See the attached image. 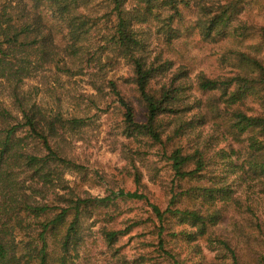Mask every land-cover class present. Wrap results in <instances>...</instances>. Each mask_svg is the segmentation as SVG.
<instances>
[{"label": "trees", "instance_id": "obj_1", "mask_svg": "<svg viewBox=\"0 0 264 264\" xmlns=\"http://www.w3.org/2000/svg\"><path fill=\"white\" fill-rule=\"evenodd\" d=\"M92 1L0 0V85L17 113L0 102V264H76L85 243L84 220L111 217L103 212L118 199L149 203L152 217L143 224L155 227V247L173 264L184 263L166 250L165 231L194 243L229 219L235 235L208 243L220 246L222 258L229 253L232 264H244L251 230L262 226L256 209L264 199V62L259 58L264 24L253 27L237 18L243 0H106L105 21L99 24ZM187 12L194 14L189 26ZM142 26H154L167 51L154 54ZM193 35L209 44L252 43L221 55L228 74L192 77L191 69L183 63L176 67L165 54ZM120 60L131 70L123 80L131 86L127 90L107 76ZM53 69L68 76L88 71L91 89L118 103L124 135L158 148L172 176L167 208L139 190L106 198L81 195L87 176L61 147L64 135L84 127L85 120H65L28 105L19 89ZM129 93L144 110L142 121ZM62 169L77 172L74 186L62 178ZM133 181L141 186L138 173ZM21 183H29V194ZM175 221L187 228L174 232ZM134 226L102 227L106 246L112 248ZM117 254L114 259L122 260Z\"/></svg>", "mask_w": 264, "mask_h": 264}, {"label": "rangeland", "instance_id": "obj_2", "mask_svg": "<svg viewBox=\"0 0 264 264\" xmlns=\"http://www.w3.org/2000/svg\"><path fill=\"white\" fill-rule=\"evenodd\" d=\"M243 1L244 10L237 18L253 27L263 25L264 0ZM92 3L96 6L94 13L100 18L99 24H103L105 19L102 16L106 12L108 2L93 0ZM13 4L16 5V1ZM193 15L192 12L185 14V26L192 23ZM145 29L152 38L154 54L162 50L167 51L161 45L162 40L156 36L154 26L141 27V30ZM251 43L248 41L242 45L235 40H229L209 44L193 35L181 38V41L165 55L175 61L176 67L185 64L191 69L192 77L200 72L210 77L224 76L229 73V68L223 64L221 55L229 50H246L245 46ZM259 58L264 62V50ZM87 72L68 76L58 70H47L35 78L25 80L19 89L28 105L35 103L41 111L65 120L75 117L85 120L84 127L68 131L64 135L61 147L63 156L79 164L87 176V182L79 188L83 197L106 198L113 197L120 190L125 192L139 190L148 195L152 204L167 208L172 183L167 163L158 148L148 145L147 140L127 138L124 135L123 114L118 103L112 97L104 95L106 93L97 95L91 89ZM107 76L115 80L121 88L130 89L131 86L123 81L131 76V70L124 60H120L112 71H108ZM127 95H130L129 98L134 102L137 120L142 121L144 110L136 101L134 94ZM0 102L17 114L15 109L10 107L11 100L1 85ZM135 173L140 176V187L133 181ZM62 178L74 186L77 172L62 169ZM20 180L22 177H19L18 181ZM29 186V183L25 185L21 183L19 188L22 192L27 190L29 194ZM258 201L256 212L261 221V231L251 230L252 238L247 249H244V264H262L260 260L264 256V199ZM107 210L109 213L105 211L103 214H111V217L103 215L84 220L85 243L79 249L76 264H173L171 259L164 258L155 247V227L150 223L143 224L152 217V210L147 201L121 202L118 199ZM110 218H113L112 221H109ZM137 222L140 225L136 226ZM231 222L229 219L223 223L219 222L210 230L211 234L209 232L206 237L199 238L194 243H186L180 237H173L169 235L171 229L167 230L164 233L167 241L166 250L171 251L184 264H232L229 253L226 252V256L222 258L225 253L220 246L208 243L209 239L220 236L229 238L234 236ZM173 224L174 232L187 228L178 225L176 221ZM130 225L135 226L109 249L101 235V228L105 226L107 229L125 230ZM19 238H16V242ZM115 251L118 252V258L125 259L127 263L114 259Z\"/></svg>", "mask_w": 264, "mask_h": 264}]
</instances>
